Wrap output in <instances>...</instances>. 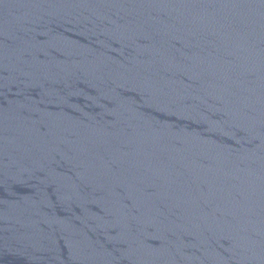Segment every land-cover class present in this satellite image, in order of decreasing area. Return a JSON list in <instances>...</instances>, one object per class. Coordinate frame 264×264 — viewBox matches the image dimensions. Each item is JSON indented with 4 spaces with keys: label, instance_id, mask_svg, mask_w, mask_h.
Listing matches in <instances>:
<instances>
[{
    "label": "water",
    "instance_id": "95a60500",
    "mask_svg": "<svg viewBox=\"0 0 264 264\" xmlns=\"http://www.w3.org/2000/svg\"><path fill=\"white\" fill-rule=\"evenodd\" d=\"M0 264H264V0H0Z\"/></svg>",
    "mask_w": 264,
    "mask_h": 264
}]
</instances>
